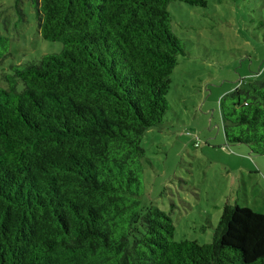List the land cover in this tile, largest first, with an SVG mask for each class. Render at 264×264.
<instances>
[{"label":"trees","instance_id":"obj_1","mask_svg":"<svg viewBox=\"0 0 264 264\" xmlns=\"http://www.w3.org/2000/svg\"><path fill=\"white\" fill-rule=\"evenodd\" d=\"M29 2L62 47L1 69L0 264H264V215L225 203L200 245L174 241L142 200L141 141L162 127L185 54L167 7L207 0ZM8 57L0 35V67ZM219 111L225 143L264 157V79L241 80Z\"/></svg>","mask_w":264,"mask_h":264},{"label":"rangeland","instance_id":"obj_2","mask_svg":"<svg viewBox=\"0 0 264 264\" xmlns=\"http://www.w3.org/2000/svg\"><path fill=\"white\" fill-rule=\"evenodd\" d=\"M167 10L185 54L170 76L162 127L142 138L149 164L139 185L143 203L171 219L174 241L201 245L211 241L225 203L264 215V157L225 143L219 111L220 98L241 80L264 79V0H207L205 8L174 2ZM0 35L12 55L0 73L62 47L41 39L29 0H0Z\"/></svg>","mask_w":264,"mask_h":264},{"label":"built area","instance_id":"obj_3","mask_svg":"<svg viewBox=\"0 0 264 264\" xmlns=\"http://www.w3.org/2000/svg\"><path fill=\"white\" fill-rule=\"evenodd\" d=\"M195 140H197V139L195 138ZM196 146H198V142L197 141L194 143V147H196Z\"/></svg>","mask_w":264,"mask_h":264}]
</instances>
